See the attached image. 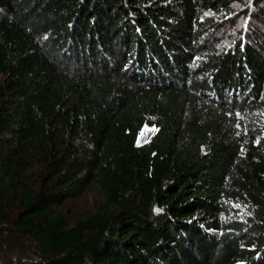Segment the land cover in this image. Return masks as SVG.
I'll list each match as a JSON object with an SVG mask.
<instances>
[{"label":"trees","instance_id":"obj_1","mask_svg":"<svg viewBox=\"0 0 264 264\" xmlns=\"http://www.w3.org/2000/svg\"><path fill=\"white\" fill-rule=\"evenodd\" d=\"M0 264H264V0H0Z\"/></svg>","mask_w":264,"mask_h":264},{"label":"rangeland","instance_id":"obj_2","mask_svg":"<svg viewBox=\"0 0 264 264\" xmlns=\"http://www.w3.org/2000/svg\"><path fill=\"white\" fill-rule=\"evenodd\" d=\"M238 24L236 25V28L234 27L235 30L234 29H231L230 32H232L233 30L234 31L232 33H234L235 31H237L239 29V26H240V23H238ZM242 24H243V22H242ZM146 128L150 130L149 131L150 132V135L145 137V136H143V131ZM153 133H154V128L145 126L142 129V131L140 132V134H139L138 144H145V143L149 142L151 136L153 135ZM96 196L97 195L94 192H92V193L86 194L85 196H83V197H81L79 199H76L73 202L67 203L66 206L70 210L71 216L76 215L77 213H81V212H85L87 210H91L92 209V206H93L92 204H93Z\"/></svg>","mask_w":264,"mask_h":264},{"label":"bare ground","instance_id":"obj_3","mask_svg":"<svg viewBox=\"0 0 264 264\" xmlns=\"http://www.w3.org/2000/svg\"><path fill=\"white\" fill-rule=\"evenodd\" d=\"M150 130L149 129H145L144 131H143V136H149L150 135V132H149Z\"/></svg>","mask_w":264,"mask_h":264}]
</instances>
